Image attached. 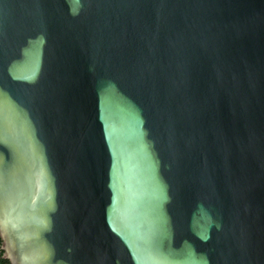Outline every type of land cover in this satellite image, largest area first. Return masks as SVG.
<instances>
[{"label":"water","instance_id":"95a60500","mask_svg":"<svg viewBox=\"0 0 264 264\" xmlns=\"http://www.w3.org/2000/svg\"><path fill=\"white\" fill-rule=\"evenodd\" d=\"M9 264H264V0H0Z\"/></svg>","mask_w":264,"mask_h":264},{"label":"trees","instance_id":"16d2710c","mask_svg":"<svg viewBox=\"0 0 264 264\" xmlns=\"http://www.w3.org/2000/svg\"><path fill=\"white\" fill-rule=\"evenodd\" d=\"M0 264H9V262L2 257L1 249H0Z\"/></svg>","mask_w":264,"mask_h":264}]
</instances>
